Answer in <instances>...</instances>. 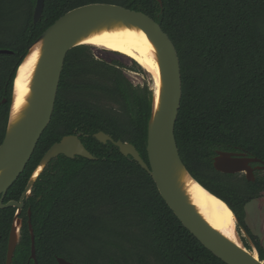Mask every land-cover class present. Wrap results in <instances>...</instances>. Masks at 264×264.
Instances as JSON below:
<instances>
[{
	"label": "trees",
	"instance_id": "1",
	"mask_svg": "<svg viewBox=\"0 0 264 264\" xmlns=\"http://www.w3.org/2000/svg\"><path fill=\"white\" fill-rule=\"evenodd\" d=\"M99 3L142 12L170 37L182 73L175 129L182 161L233 211L263 261L264 248L246 223V208L264 193V171L249 182L245 175L219 173L213 164L221 151L264 162V0H45L36 25V0H0V51L12 52L0 54V146L14 80L29 47L68 12ZM126 69L143 68L135 61L128 68L98 59L90 46L68 53L52 121L4 203L21 200L46 153L67 136H80L97 160L60 156L50 162L25 200L13 264H36L29 211L37 264H59L58 258L75 264H225L183 226L139 163L95 139L103 132L131 143L149 162L154 91L135 86ZM16 213L0 210V264L7 262Z\"/></svg>",
	"mask_w": 264,
	"mask_h": 264
},
{
	"label": "water",
	"instance_id": "2",
	"mask_svg": "<svg viewBox=\"0 0 264 264\" xmlns=\"http://www.w3.org/2000/svg\"><path fill=\"white\" fill-rule=\"evenodd\" d=\"M158 2L162 3V0H158ZM44 8L45 0H36L35 25L41 20ZM116 24L142 30L153 43L159 56L163 88L159 100L155 89H153V109L148 126L147 140L149 162L147 163L142 158L136 147L131 143L115 141L103 132L96 134L95 139L104 145L112 143L123 156L132 157L139 163L150 174L161 197L183 226L207 250L225 264H264V260L261 261L260 259L257 248L254 247L255 245L253 246L254 250L246 247L239 235L238 226H236L235 231L239 243L228 239L211 227L192 206L180 185L179 175L184 172L197 184L199 183L185 167L175 136L176 123L183 97L181 63L175 45L161 25L150 16L119 5L103 3L79 7L61 17L29 47L27 55L17 70L14 82L34 48L40 45L41 57L34 78L30 106L23 119L15 125L11 123L12 112L10 108L6 136L0 146V210L9 208L17 210L10 234L6 264H13L21 240L23 220L20 215L25 208V200L32 196L34 185L50 162L60 156L69 159L82 157L91 161L97 160L84 146L80 136H67L46 153L33 173L21 200L19 202L4 203L8 191L26 170L44 132L52 121L68 53L76 47L90 46L81 43L85 36L90 35L97 29ZM0 54H12V52L3 50L0 51ZM252 164H258V166L254 168ZM213 165L215 170L222 174H244L249 182H255L254 171L256 169L264 171V162L249 157L245 153L217 152ZM41 168L42 170L38 174ZM200 186L216 197L202 185ZM218 199L222 201L220 198ZM222 202L226 204L224 201ZM226 206L228 205L226 204ZM29 227L32 235V259L37 264L36 239L30 211ZM241 231L248 237L244 228H241ZM58 263L75 264L64 258H58Z\"/></svg>",
	"mask_w": 264,
	"mask_h": 264
},
{
	"label": "bare ground",
	"instance_id": "3",
	"mask_svg": "<svg viewBox=\"0 0 264 264\" xmlns=\"http://www.w3.org/2000/svg\"><path fill=\"white\" fill-rule=\"evenodd\" d=\"M81 43L121 54L137 62L145 71L153 75L156 96L159 100L163 88L159 56L153 43L142 30L123 24L110 25L85 36ZM40 57L41 46L39 45L34 48L23 64L14 82L11 106L12 125L23 119L30 106ZM41 170L42 168L38 174ZM179 181L184 194L202 218L225 237L239 243L235 231L237 221L228 206L204 190L186 172L180 173Z\"/></svg>",
	"mask_w": 264,
	"mask_h": 264
},
{
	"label": "rangeland",
	"instance_id": "4",
	"mask_svg": "<svg viewBox=\"0 0 264 264\" xmlns=\"http://www.w3.org/2000/svg\"><path fill=\"white\" fill-rule=\"evenodd\" d=\"M92 52L98 59H104L107 62L119 61L125 64L128 68L133 67V60L127 58L121 54L106 51L100 48L92 47ZM125 74L131 80L135 86H145L148 85L151 89H155V80L153 75L145 70H140L138 72L131 71L129 69L125 70ZM243 175V174H241ZM246 222L253 235H255L261 242L264 248V193L261 198L253 201L247 206L246 210ZM241 239H245L250 244V248L254 250V244L252 239L246 236L243 231L238 230ZM245 243V242H244ZM254 246V247H253Z\"/></svg>",
	"mask_w": 264,
	"mask_h": 264
},
{
	"label": "flooded vegetation",
	"instance_id": "5",
	"mask_svg": "<svg viewBox=\"0 0 264 264\" xmlns=\"http://www.w3.org/2000/svg\"><path fill=\"white\" fill-rule=\"evenodd\" d=\"M12 97H13V91H12ZM4 101H7V100H4ZM3 101V103H6V102H4ZM256 166H258V164L257 165H255V164H252V167H256ZM263 172V170H258V169H256L255 171H254V174L256 173V172ZM243 176H244V174H243ZM261 198V197H260ZM259 199V198H258ZM257 200V199H256ZM246 210H247V208H246ZM247 223V222H246ZM248 225V224H247ZM237 226H238V229L241 231V228H243V227H239V225H238V221H237ZM248 234V233H247ZM248 236H249V234H248ZM255 236V235H254ZM250 237V236H249ZM256 237V236H255ZM251 239V238H250ZM245 243L246 244H248L249 246H250V244L247 242V240L245 239ZM253 243V242H252ZM254 244V243H253ZM251 247V246H250Z\"/></svg>",
	"mask_w": 264,
	"mask_h": 264
}]
</instances>
